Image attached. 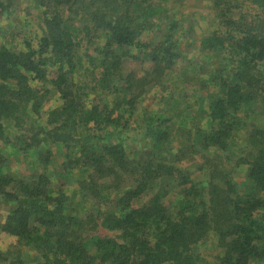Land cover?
I'll return each mask as SVG.
<instances>
[{"label": "trees", "instance_id": "trees-1", "mask_svg": "<svg viewBox=\"0 0 264 264\" xmlns=\"http://www.w3.org/2000/svg\"><path fill=\"white\" fill-rule=\"evenodd\" d=\"M156 1L161 0H39L45 15L39 55L50 53V65L57 68L54 72L48 70L46 61L37 60L31 49L21 53L0 49V143L13 141L4 127L6 121H13L24 133L17 137L16 147L24 155L33 152L41 164H47L51 155L42 147L63 145L65 170L87 173L77 183L82 196L104 203L115 201L119 210L107 212L105 226L119 230L120 238L90 236L97 217L91 215L85 222L69 214L60 197L47 194L44 186L48 182L43 176L35 184L29 178L0 176V198L11 205L0 231L42 252L50 264H202L197 248L210 234L217 237L221 250L218 264H258L264 260V199L257 196L264 191V123L252 131L244 161L250 166L252 182L246 196L241 198L236 185L222 173L212 174L207 192L183 173L180 186L184 190L177 206L165 204L168 193L161 191L145 205L132 207V199L146 193L150 181L173 179L180 171L158 153L150 151L129 159L122 140L105 142L108 135L112 137L128 125L125 115L135 110L137 98L179 59L170 33L154 48L152 68L144 76L136 71L145 58L127 51L119 56L114 51L139 45L148 22L160 17L163 6ZM237 1H217L215 8L225 32H214L203 40L206 49L226 52L232 62V81L223 78L221 71L220 92L208 99L209 127L204 130L194 125L186 133L189 143L180 151L177 163L185 160L187 150L197 152L194 145H200L202 151L213 147L228 150L232 135L242 127L240 113L264 99V0H250L263 13L232 18L229 14ZM63 7L70 12L89 11L92 28H67ZM99 29L109 34L106 45L98 50L102 75L97 78L91 72L93 85L87 84L88 92L81 94L69 76L82 63L76 55L82 42ZM10 80L16 86L8 85ZM106 91L121 98L113 105L88 107L90 93ZM130 94L137 96L125 103L124 97ZM54 95H58V105L47 113L49 129L36 125L26 128L22 109L29 105L39 113ZM169 134L165 122L158 121L143 131L142 140L157 150L168 142ZM192 141L197 144L192 145ZM1 154L0 150V166L4 167L7 161ZM143 155L150 158L143 160ZM127 181H135L136 186L127 185ZM110 191L116 193L114 199Z\"/></svg>", "mask_w": 264, "mask_h": 264}, {"label": "rangeland", "instance_id": "rangeland-1", "mask_svg": "<svg viewBox=\"0 0 264 264\" xmlns=\"http://www.w3.org/2000/svg\"><path fill=\"white\" fill-rule=\"evenodd\" d=\"M217 1H156L157 5L163 6L160 17L148 22L139 45L125 50H114L119 56L127 51L129 55L145 58L143 65L136 71L139 76H144L152 68L150 56L154 54L156 45L163 39L165 40L166 33L173 35L174 46L179 54V59L168 68L161 79L137 98L134 102L135 110H129L126 113L125 117L129 120L128 125L120 128L121 131L114 132L112 137L108 135L105 140V142L122 140L129 159H135L136 155L151 151L158 153L157 156L160 158L174 163L180 170L173 179L165 177L150 181L147 192L132 199L131 204L134 208L145 205L161 191L168 193L164 200L165 204L170 207L177 206L184 190L180 186L183 173H185L184 176H190L192 182L200 185L206 192L209 186L207 183L211 181L212 174L216 172L228 176L236 185L241 198L246 196L252 188V182L248 177L250 166L244 161L251 148L252 131L264 123V99L249 104L246 110L240 113L242 127L232 135L228 150L223 151L213 147L202 151L200 145H194L197 143L192 141L190 143L195 146L197 152L187 150L185 160L180 163L176 162L180 151L188 146L186 133L194 125H199L204 130L209 127L208 99L211 95L220 92L221 71H223V78H228L229 82L232 81L230 75L232 62L226 52L209 50L203 46V40L214 32H225L219 12L215 8ZM234 5L238 8L232 7L234 10L229 14L232 18L263 13L250 0H238ZM61 13L65 26L69 29L84 30L85 28L91 29L93 26L89 11L70 12L63 7ZM138 14L136 13V16ZM44 18V9L39 0H0V49L5 47L15 53L27 52L31 49L36 53V59L46 61L49 64L48 70L54 72L57 68L50 65L52 62L50 53L39 55L40 41L45 31ZM107 40H109L108 32L99 29L96 35L82 42L76 53L82 59V63L77 67L76 72L69 76V80H72L77 87L79 86L81 94L84 91L88 92L87 84L93 85L91 72L94 71L97 78L102 75V69L98 66V61L101 59L98 50L106 45ZM126 61L133 62L131 59ZM131 67L135 68V66ZM7 84L12 87L16 86L13 80L7 81ZM135 95L125 96L124 102L131 101ZM89 96L88 107L91 104L113 105L118 98H121V96L112 95L109 91L104 94L90 93ZM57 98L58 95H54L39 113H34L29 105L24 107L21 115L26 121V128L36 125L49 129L47 113L58 105ZM130 113L133 115L131 116ZM158 121L165 122V126L169 128L170 137L165 145L155 150L151 143L142 140V133L148 126L155 125ZM4 127L7 137L15 141L0 143L1 155L6 157L7 161L4 167L0 166V176L12 175L19 180L29 178L33 184L39 183L40 177L43 176L42 180L46 179L48 182V185L44 186L47 194L51 198L60 197L65 207L68 208L69 214L76 215L85 222L91 218V215L97 217V225L90 232V236L97 235L112 239L121 237L122 233L119 230H111L105 226L107 212L117 209L116 202L104 203L98 199L82 196L77 183L85 179L87 173L79 169L65 170L63 162L66 149L63 145L49 144L42 147L43 152L50 150L51 155L47 164H41L33 152L24 155L16 147L17 137L24 136V133L16 129L14 122L6 121ZM145 157L143 155V160L150 158ZM127 185L134 187L136 182L127 181ZM110 194L114 199L116 193L110 191ZM257 196L264 199V191ZM10 207L11 205H8L4 198H0V226L5 222ZM197 252L204 260L202 264H218L221 250L217 237L210 234L204 242L199 244ZM0 264H50V262L45 259L42 252L33 247L23 246V242L18 238L0 231ZM258 264H264V260Z\"/></svg>", "mask_w": 264, "mask_h": 264}]
</instances>
